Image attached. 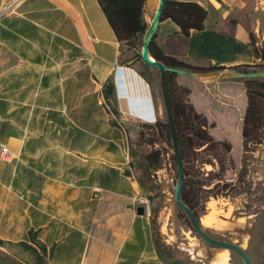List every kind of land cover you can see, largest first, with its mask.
Returning a JSON list of instances; mask_svg holds the SVG:
<instances>
[{
  "label": "crops",
  "instance_id": "obj_1",
  "mask_svg": "<svg viewBox=\"0 0 264 264\" xmlns=\"http://www.w3.org/2000/svg\"><path fill=\"white\" fill-rule=\"evenodd\" d=\"M171 1L197 3L207 15L188 36L161 18L152 40L164 54L225 71L259 61L241 21L246 0ZM157 5L144 1L146 25ZM130 52L99 0H0V154L3 145L11 152L0 157L1 249L38 242L48 264H171L153 214L136 213L144 190L115 125V116H156L142 71L157 70ZM168 73L190 77L166 72L172 114L183 116ZM228 82L236 83L218 75L213 86L221 94ZM204 97L191 90L186 116L213 115ZM218 103L221 116V95Z\"/></svg>",
  "mask_w": 264,
  "mask_h": 264
},
{
  "label": "rangeland",
  "instance_id": "obj_2",
  "mask_svg": "<svg viewBox=\"0 0 264 264\" xmlns=\"http://www.w3.org/2000/svg\"><path fill=\"white\" fill-rule=\"evenodd\" d=\"M246 1L241 21L252 30L251 43L260 56L259 61L233 71L221 69V82L236 81L221 83V94L213 86L217 73L193 71L196 74L185 79L171 75L172 90L178 96L176 109L178 113L183 112V116L179 114L173 118L184 178L188 180L194 211L202 227L217 239L238 243L252 264H264V120L257 127L252 123L245 126L247 96H241L240 92L247 89V78L228 75V72L264 70V0ZM142 36L143 33L136 37L134 47L129 45L131 56L140 54ZM142 74L149 83L155 105L154 120L147 121L142 116H115V125L122 132L125 156L132 163L131 171L144 190L142 195L149 199L162 258L171 264H212V259L226 250L227 264H243L237 253L204 241L176 205L173 198L176 163L161 98L159 73L145 69ZM179 78L187 82L193 80V89ZM254 79L264 81V76ZM252 86L260 89L257 85ZM197 89L205 91L208 97L204 98L210 102L213 115L199 112L198 116H186L189 93L191 90L196 93ZM220 95L221 116L218 113ZM244 127L251 131L246 145L242 135ZM154 151L159 152L156 162L153 156L149 157ZM205 217L210 218L207 224L202 222ZM0 253L21 264H39L34 253L21 244L0 248Z\"/></svg>",
  "mask_w": 264,
  "mask_h": 264
},
{
  "label": "trees",
  "instance_id": "obj_3",
  "mask_svg": "<svg viewBox=\"0 0 264 264\" xmlns=\"http://www.w3.org/2000/svg\"><path fill=\"white\" fill-rule=\"evenodd\" d=\"M144 1L145 0H99L102 10L105 13L110 25L113 27L117 38L119 40H124L128 46L132 44L134 47L136 37L144 33L146 29L147 25L142 17ZM206 15V10L197 3L165 0V6L161 18L170 17L179 25L182 35L188 36L191 29L203 28V22ZM250 36H252V32L250 33ZM149 51L153 58L160 60L165 65L170 67H178L198 72L223 69L222 66H193L188 62L175 58L174 56L164 54L156 46L153 40L150 42ZM171 75L173 74L168 73L167 78H170ZM246 83L247 105L244 114V123L245 126L246 124L252 123L253 127H257L260 121L264 120V81H256L254 78H247ZM253 84L259 86L260 89L256 90L252 86ZM113 90V82L107 81L103 89L105 97H109ZM167 92L170 93L168 81ZM170 106L172 112V104ZM172 116L174 117V112ZM242 135L244 137V144L246 145L251 137V131L244 127L242 130ZM254 139L256 140V136ZM256 142H258V140H256ZM152 156L156 162L159 158V152H151L149 157ZM200 184L202 185L203 183ZM190 191L191 190L190 186L188 185V180L184 178L181 189V198L196 215L192 203L193 196L191 195ZM21 245L27 249H30L32 253H34L35 259L37 262H39V264H48L45 259V248L43 245L38 242H35L36 246L26 242H22ZM0 264L21 263L9 255L0 253Z\"/></svg>",
  "mask_w": 264,
  "mask_h": 264
},
{
  "label": "water",
  "instance_id": "obj_4",
  "mask_svg": "<svg viewBox=\"0 0 264 264\" xmlns=\"http://www.w3.org/2000/svg\"><path fill=\"white\" fill-rule=\"evenodd\" d=\"M165 6V0H158L157 8L150 20V22L147 24L146 29L142 36V46L140 49V58L149 66L156 68V70L159 73V85H160V92H161V98L162 103L165 110V116H166V122L168 125L169 135L172 143V150L175 158L176 163V171H177V179L174 186L173 191V198L175 200L176 205L183 210V212L188 217L190 224L192 226V229L206 242L213 244L218 247H223L229 249L231 252L237 253L242 261L243 264H252L251 259L249 258L248 254L246 253L245 249L241 247L238 243L223 240V239H217L210 234H208L204 228L202 227L199 219L196 217L194 212L187 206L182 198H181V189L184 182V170L182 165V160L179 152V146L177 142V135L175 131L173 116L171 112V106L168 98V92H167V86H166V72H174L177 74L187 75V76H194L196 73L183 69L178 67H170L165 65L160 60H157L153 58L149 51V45L150 42L154 36V33L156 31V28L161 20V16L164 10ZM221 72L218 73L219 76H221ZM228 75L234 76V77H240V78H257L264 76V70L254 71V72H241V73H233L228 72ZM136 213L137 214H144L145 213V207L143 205H138L136 207Z\"/></svg>",
  "mask_w": 264,
  "mask_h": 264
},
{
  "label": "built area",
  "instance_id": "obj_5",
  "mask_svg": "<svg viewBox=\"0 0 264 264\" xmlns=\"http://www.w3.org/2000/svg\"><path fill=\"white\" fill-rule=\"evenodd\" d=\"M11 156V152L8 150V148L6 146H1V154L0 157L3 159H8ZM137 201L140 205H143L145 207V212L147 214H150V202L148 197L144 196V195H140L137 198Z\"/></svg>",
  "mask_w": 264,
  "mask_h": 264
},
{
  "label": "bare ground",
  "instance_id": "obj_6",
  "mask_svg": "<svg viewBox=\"0 0 264 264\" xmlns=\"http://www.w3.org/2000/svg\"><path fill=\"white\" fill-rule=\"evenodd\" d=\"M210 218L205 217L203 219V223L207 224L209 223ZM227 249V248H224ZM212 264H227V251L225 250L223 253L219 254V256L212 259Z\"/></svg>",
  "mask_w": 264,
  "mask_h": 264
}]
</instances>
